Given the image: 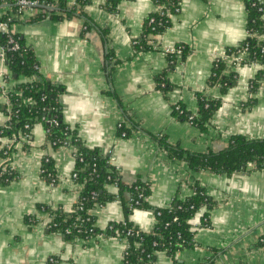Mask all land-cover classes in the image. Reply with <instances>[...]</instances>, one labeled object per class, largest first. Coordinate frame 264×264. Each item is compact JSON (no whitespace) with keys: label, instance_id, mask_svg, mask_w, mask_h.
<instances>
[{"label":"crops","instance_id":"crops-1","mask_svg":"<svg viewBox=\"0 0 264 264\" xmlns=\"http://www.w3.org/2000/svg\"><path fill=\"white\" fill-rule=\"evenodd\" d=\"M104 5L105 0H89L83 17L59 21H32L43 8H26L12 16L16 22L8 30L32 51L40 75L60 88L63 123L76 131L85 148L105 157L123 185L147 183L148 203L155 208L190 197L195 187L213 201L211 209L190 221L194 246L173 257L158 252L152 264H264V246L257 245L264 237V170L231 176L193 172L183 161L170 160L151 137L163 136L168 144L193 153L221 151L234 135L264 139V76L255 89L251 84L261 66L227 62L225 74L233 73L232 85L222 92L208 83L215 59L247 35L245 0H180L169 26L151 37L157 48L146 51H137L133 42L157 10L153 0H120L114 12ZM6 13L8 6L1 5L0 16ZM262 22L264 26V15ZM260 39L264 42V35ZM178 44L187 53L170 67L162 50ZM27 80L12 78L0 62V127L9 121V94ZM165 81L167 90L162 88ZM199 95L219 102L203 131L172 114L179 104L197 114ZM127 118L138 130L123 138L118 125L129 127ZM24 135L0 138V148L12 142L15 175L0 184V264H51L49 258L52 264H121L128 246L125 238L97 235L70 241L49 230V215L39 207L68 212L82 186L71 177V152L50 147L41 122L28 129L26 139ZM44 157L54 167L52 185L40 173ZM105 189L118 193L115 184ZM123 197L128 200L126 192ZM91 214L102 231L124 221L117 198ZM128 221L142 232L152 231L156 222L149 210H133Z\"/></svg>","mask_w":264,"mask_h":264},{"label":"trees","instance_id":"trees-1","mask_svg":"<svg viewBox=\"0 0 264 264\" xmlns=\"http://www.w3.org/2000/svg\"><path fill=\"white\" fill-rule=\"evenodd\" d=\"M34 1L37 2L38 7L45 10L46 14H37L32 21L43 19L59 21L72 16L83 17V9L89 4V0H74L72 5H68L66 0ZM119 1L105 0L104 9L114 12ZM153 3L156 7H161V10L146 18L142 35L133 42L137 51L154 49L156 43L151 37L160 35L169 26V18L178 12L180 0H153ZM1 5L8 6L10 13L1 15L0 22H6L9 27L16 22L15 17L12 16L19 15L18 6L12 0H0ZM245 6L247 35L236 47L225 50L224 54L236 55L244 51L245 58L240 62V66L249 64L261 66L255 80L251 82L252 89H255L256 82L264 76V42L260 39L264 35L262 22L264 0H245ZM150 19H153L151 24ZM9 37L17 44V50H11L12 45L8 44ZM178 45L182 46L180 57L184 59L187 48L182 44ZM0 46L5 49L4 64L11 77L29 79L17 85V92L9 94V121L5 127H0V138L16 136L18 132L28 134L24 125L28 124L31 127L45 117L49 121L56 122L51 126L48 123H42L44 129L48 130L47 141L55 142L52 148H59L61 143L66 142L73 150L75 160L73 173L76 174L74 180L82 186V191L68 212L59 208L39 207L49 215V230L61 234L64 239L70 241L85 240L97 235L125 238L128 246L121 264H152L158 252H164L169 257H173L177 251L194 246L190 221L201 210L204 212L214 206L213 201L204 194L203 190L195 187L193 194L182 201L175 199L166 208L152 207L148 203L150 188L147 183L137 180L131 185H123L118 173L107 164L105 157L101 156L97 150L85 148L76 131L63 123L61 107L58 103L60 88L50 84L40 75L37 61L24 42L9 31L8 34L0 33ZM167 59L171 67L175 62L174 55H167ZM230 65L233 66L232 63ZM226 68L227 61L216 58L208 80L210 85L219 86L222 92L234 81L232 72L225 74ZM164 83L162 88L167 90L169 86L166 81ZM197 103V114L187 112L180 104L177 105L180 111H175V105L172 114L178 120L186 121L203 131L207 121L219 107V102L199 95ZM125 120L129 127L124 126L123 123L118 126V134L123 138L138 130L133 121L129 118ZM151 137L155 139L160 149L166 152L170 160L183 161L193 172L209 171L231 176L237 173L250 174L252 171L264 170V139L250 140L241 135H234L230 138L228 146L221 151L193 153L168 144L163 136ZM2 157H4L3 149H0V158ZM41 170H43L41 176L44 179L55 180L51 159L47 163H41ZM14 176L13 171L9 169L0 172V184L10 182ZM109 184H115L118 187L116 196L107 193L105 187ZM124 192L128 194V200H124ZM116 198L123 205L124 221L113 223L104 231L98 230L94 225L95 219L91 211ZM133 210H149L153 213L156 222L152 231L142 232L128 221V216ZM205 217V214H202L203 226L208 225ZM31 220V218L26 219L27 222ZM257 245L264 246V237L259 239Z\"/></svg>","mask_w":264,"mask_h":264},{"label":"built area","instance_id":"built-area-1","mask_svg":"<svg viewBox=\"0 0 264 264\" xmlns=\"http://www.w3.org/2000/svg\"><path fill=\"white\" fill-rule=\"evenodd\" d=\"M12 1H14L16 3V5L18 6V14L19 15L26 8H36V7H38L37 2L34 1V0H12ZM160 10H161V7L158 6L156 11H160ZM177 11H178V9H177ZM39 14H46V12H45V10H40ZM152 22H153V19H150L149 23L151 24ZM0 33L1 34H8L9 33L8 25H7L6 22H0ZM8 44L12 45L10 47L11 50H17L18 49L17 44L10 37H9V40H8ZM156 48H157V46L155 44L154 49H156ZM4 52H5V49L2 46H0V62L3 63V64L5 63L4 62L5 61V53ZM162 52L166 56L167 55H174L175 58H180V56L182 54V46H180V45L176 46L175 45V46H172V47H168V48L163 49ZM218 58H221L222 60H226L227 62H231L233 66H237L245 58V52L244 51H240L236 55H229V56H227V55H225L223 53ZM26 103H28V102L26 101ZM174 109H175L176 112L180 111V108L177 105L175 106ZM40 120H41V123H48V125H50V126L56 123L54 120H50V121L47 120L45 117H42ZM118 126H120V124ZM24 128L28 130L30 128V126L28 124H26V125H24ZM47 131L48 130L45 129V134H47ZM27 137H28V135L25 134L24 135V139H26ZM47 142H48V145L50 147L55 145V142H49V141H47ZM12 147H13L12 146V142L10 141V143H8V144H6V145H4V146H2L0 148V149H3V155H4V157H2L0 159V172H3L5 170H7V169L12 171L11 163H10V156H11L10 153H11ZM61 147L68 149L71 152L72 156H73V150L71 149V147L66 142L61 143L59 148H61ZM49 161H50L49 157H44L42 159V162H45V163H47ZM40 173H43V170L40 169ZM71 177L74 180L76 178V174L72 173ZM48 181L50 182L51 185L54 183L53 179H51V180L49 179ZM47 227L50 228V219H49ZM65 233H67V231ZM48 262L52 264L55 261H54L53 258H49Z\"/></svg>","mask_w":264,"mask_h":264}]
</instances>
